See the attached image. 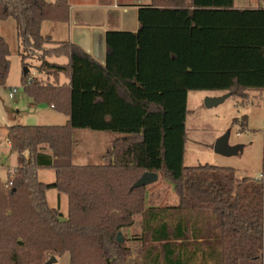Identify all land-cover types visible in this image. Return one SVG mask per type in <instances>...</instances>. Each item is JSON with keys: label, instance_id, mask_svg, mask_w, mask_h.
Wrapping results in <instances>:
<instances>
[{"label": "trees", "instance_id": "1", "mask_svg": "<svg viewBox=\"0 0 264 264\" xmlns=\"http://www.w3.org/2000/svg\"><path fill=\"white\" fill-rule=\"evenodd\" d=\"M69 18L67 0H0V20L16 26L23 92L67 118L63 125L6 127L17 167L0 183V264H45L65 254L69 264H129L122 231L139 216L135 264L260 260L264 179L237 181L233 168L183 161L189 92H221L242 104L256 92L264 101V7L150 0L138 8L137 31L105 33L102 63L74 43L42 36L44 22ZM9 56L0 35V88ZM61 57L65 64L48 61ZM33 58L40 78L28 74L25 62ZM239 122L244 129L245 117L232 123ZM78 129L119 135L101 165L73 164ZM40 168H52L55 181L40 182ZM145 172L173 186L175 206H147V186L133 187ZM50 189L66 196V219L49 207Z\"/></svg>", "mask_w": 264, "mask_h": 264}, {"label": "rangeland", "instance_id": "2", "mask_svg": "<svg viewBox=\"0 0 264 264\" xmlns=\"http://www.w3.org/2000/svg\"><path fill=\"white\" fill-rule=\"evenodd\" d=\"M196 2L199 3L201 1L196 0ZM236 3H240L242 6L247 8L254 6L264 7V0H236ZM52 25L64 27L63 24H53L48 22L43 25L42 36L52 34L54 36L53 38L57 40L56 38L58 37H55L56 33H53ZM0 34L5 38V40H7L10 50L9 61L11 66L8 84L11 87L15 86L17 88V93L13 99L8 97L7 93L9 89L7 87L0 89V91H2V100L7 107V112L4 111V113H7L8 120H10V122H17L12 125H53L42 123L44 118H42L43 116L40 114V111L30 109L27 105L29 99L23 92L20 83L23 64L18 51L19 43L17 40L16 26L12 19L5 21L0 20ZM48 46L52 47V45ZM56 59L57 58H51L48 60L50 62H54L53 60ZM57 61L58 63H61L62 61L65 62L66 59L59 58V60H56V63ZM25 64L28 65V74L30 78L41 77V74H39L36 70V68L39 66V61L36 58L27 60ZM222 94L223 93L221 92L188 93L186 100L188 113L186 114L185 120L187 141L185 143V155L183 163L185 166L209 164L212 166L230 167L235 170V177L237 181H240L245 177L258 180L259 176L262 174V156L264 151V105L260 100H257V98H252L251 104H242L240 99L228 96L222 103L214 107L207 108L205 106V99L218 98L223 96ZM252 95L254 96L256 94L252 93ZM39 106L48 107L47 105ZM251 109L255 110V112ZM1 111L2 109L0 107V143L2 144L4 142V128L1 126L5 121V118ZM249 111L256 115L254 118L252 117V119H250V122H248L247 131L241 129L240 122L238 124L232 123L233 120L241 121L244 115H248ZM52 113L53 112H51V114ZM236 133L238 135H236ZM118 136V134L112 132L92 131L87 129L75 130L73 135V164L79 166L101 165L103 163L102 156L107 150L110 142ZM224 137L227 138V147L236 149L234 154L221 155L214 152L215 143ZM1 157L2 160L8 159L6 155H1ZM5 172V169L0 167L1 182H5L7 179ZM38 180L45 184L53 183L55 181L54 170L52 168H40L38 171ZM169 185L170 184H168L166 181H163L159 177L155 183L147 186L149 191L152 193L149 201H154V203H159L160 205H164V207L171 206L173 198L176 199L177 202V197L174 192H171L173 194L170 193ZM46 197L49 207L58 209L62 215V219H66V196L58 193L54 189H50L46 191ZM140 223L134 222L132 226V232L130 234L131 237L135 236V231L138 232L136 229L138 226H140ZM125 230L122 231V233H125H123V239L126 240L125 245L129 248L135 247L136 244L133 242L130 243L129 239L126 237L128 235L126 234ZM139 247L142 248V245ZM160 249V246L156 245V250L161 256ZM138 253L141 260V253ZM151 254L154 256V251H152ZM132 259L133 255L131 254L129 260L130 263H132ZM54 264H69L68 255L65 254L61 258H56V262ZM241 264H264V251L260 260L244 261Z\"/></svg>", "mask_w": 264, "mask_h": 264}, {"label": "crops", "instance_id": "3", "mask_svg": "<svg viewBox=\"0 0 264 264\" xmlns=\"http://www.w3.org/2000/svg\"><path fill=\"white\" fill-rule=\"evenodd\" d=\"M200 1L201 2L197 3L196 0H194V3L200 4V5H210V4L211 5H225V4L231 3L233 7L238 8V9H253V8L262 7V6H254L251 8H247V7L242 6V4L240 3L237 4L236 0H200ZM67 2L69 5V13H70L69 22L64 23L63 24L64 27H59L58 25H52L53 33H56L55 37H58L56 38L57 40L53 38L54 36L52 34L51 35L48 34L46 36H49L52 39V41L56 43L57 42L74 43L78 45L79 47H81L83 50H85L87 53H89L96 61L102 63L105 57V45H104L105 33L110 30L132 31V32L137 31L139 29V23L137 20L138 8L140 6L148 5L150 3V0H67ZM46 23L48 22H44L41 26V34H42L43 25ZM55 24H61V23H55ZM3 39L5 40L4 37ZM5 41L7 43V40ZM56 60H59V58H57ZM56 60H53L54 62L52 63H56ZM65 63L66 61L65 62L62 61L61 63H58L57 61L56 64H65ZM66 82H67L66 79L62 75H60L59 83L64 84ZM6 87L9 89L8 93L12 89H16V92L13 95V98H14L17 93V88L15 86L11 87L8 84V79L3 88H6ZM252 93H255L256 95L253 96ZM252 93H251L249 102L245 104H251L252 98H257V100H260L264 105V101L260 99L259 94L256 92H252ZM222 95H225V94H222ZM13 98H10V99H13ZM27 105L30 109H34L35 111L36 110L40 111V114L43 116L42 118H44L42 123L53 124V125H63L67 121V118L65 116L56 113L52 107L39 106L33 103L31 100L28 101ZM0 107L2 109L1 111L2 115H4V118H5V121L2 123L3 125L1 126L2 128H4V135H3L4 142L2 144L0 143V167L2 169H5L6 177H8L9 172L14 171L16 169L17 160H16V153L11 150L10 144L8 143L6 139V127L11 126L12 124L17 123V122L15 121L10 122V120H8L7 113H4V111L7 112L6 111L7 107L5 106L2 100V91H0ZM253 111L255 112V110ZM51 112H53L54 114L53 113L51 114ZM250 112L251 111L248 112V115L247 114L244 115L246 127L243 130L245 131H247L248 129V122H250V119H252V117L254 118L256 115L253 112L251 113ZM15 125H20V124H15ZM236 135L238 134L236 133ZM40 152L43 154L50 155V151L48 150V148H40ZM1 155H6L8 159L2 160ZM158 178H159V175H158ZM5 182H1L0 180V183H5ZM169 188H170V193L173 192V186L171 184L169 185ZM151 194L152 193L150 191H147L146 193L147 206L159 207L160 205L159 203L156 204L154 203V201H149ZM174 204L176 205L177 202H176V199L173 198V201L171 202V206H175ZM134 221L135 223L136 222L140 223L141 217L139 216L135 218ZM139 225L141 226V223ZM140 226H138V228L136 229L138 232L135 231L136 234L133 237H131L130 235L133 227L125 230L126 234L129 236V237L126 236L129 239V242L130 243L133 242L134 244H136L135 247L130 246L131 247L130 249L132 250V255H133L132 263H130L129 261L130 264H135L138 261H140V255L138 253L139 252L138 250L140 248L139 246L141 245V238H142V231H141Z\"/></svg>", "mask_w": 264, "mask_h": 264}, {"label": "water", "instance_id": "4", "mask_svg": "<svg viewBox=\"0 0 264 264\" xmlns=\"http://www.w3.org/2000/svg\"><path fill=\"white\" fill-rule=\"evenodd\" d=\"M229 95L225 94L218 98H207L204 101V104L207 108L214 107L220 103H222ZM227 138L224 137L218 140L214 145V152L221 155H232L236 152L235 148H229L226 145ZM158 179V174L154 172H145L133 185V187H140V186H149L155 183ZM117 240L119 242L122 241V236L118 235ZM56 262L55 257H51L45 264H54Z\"/></svg>", "mask_w": 264, "mask_h": 264}, {"label": "built area", "instance_id": "5", "mask_svg": "<svg viewBox=\"0 0 264 264\" xmlns=\"http://www.w3.org/2000/svg\"><path fill=\"white\" fill-rule=\"evenodd\" d=\"M56 1V0H55ZM15 92H16V89H12L9 93H8V96H9V98H13V95L15 94ZM13 171H10L9 172V175L12 173ZM264 179V176L263 175H260L259 176V179L257 180V181H259V180H263Z\"/></svg>", "mask_w": 264, "mask_h": 264}]
</instances>
